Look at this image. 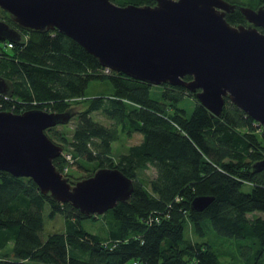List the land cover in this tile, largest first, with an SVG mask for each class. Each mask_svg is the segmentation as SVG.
<instances>
[{"label":"trees","instance_id":"trees-1","mask_svg":"<svg viewBox=\"0 0 264 264\" xmlns=\"http://www.w3.org/2000/svg\"><path fill=\"white\" fill-rule=\"evenodd\" d=\"M225 1L235 6L226 22L247 26L238 7H252L243 0ZM111 2L155 6V0ZM257 2L264 5V0ZM0 12V20L21 35L17 44L0 45V77L9 85L0 95V111L69 113L71 120L72 106L81 104L71 132L69 121L45 131L62 148L53 165L71 185L110 168L134 186L128 202L86 217L41 194L32 180L0 171V264H223L209 243L193 239L209 230L234 241L221 251L231 263L264 264V218L256 215L264 214V173L252 170L264 159L261 126L226 98L218 118L184 88L103 74L98 61L71 39L56 32L21 31ZM95 81L107 82L112 92L87 96ZM185 98L195 102L190 115L180 106ZM134 134L140 142L114 161L112 145ZM75 166L85 173L77 181L63 174ZM196 197L212 202L197 213L190 208ZM45 220H62L64 228L44 238ZM83 221H89V228L99 224L98 232L87 230Z\"/></svg>","mask_w":264,"mask_h":264},{"label":"water","instance_id":"water-1","mask_svg":"<svg viewBox=\"0 0 264 264\" xmlns=\"http://www.w3.org/2000/svg\"><path fill=\"white\" fill-rule=\"evenodd\" d=\"M238 9L247 26L226 22L235 6L225 0H155L153 7L111 0H0V10L21 31L59 33L104 69L150 86L184 88L218 118L226 98L264 129V5ZM20 40L19 31L0 20V44ZM8 88L0 77V95ZM70 118L69 113L0 111V171L32 180L41 194L86 217L102 216L128 202L134 186L110 168L73 185L63 178L53 165L62 148L45 131ZM252 170L264 173V159ZM211 202L196 197L190 208L199 213Z\"/></svg>","mask_w":264,"mask_h":264},{"label":"rangeland","instance_id":"rangeland-1","mask_svg":"<svg viewBox=\"0 0 264 264\" xmlns=\"http://www.w3.org/2000/svg\"><path fill=\"white\" fill-rule=\"evenodd\" d=\"M243 3L251 6L252 8L258 7L257 0H251V1L250 0H243ZM3 17H4L3 13L0 12V18H3ZM102 73L106 74L104 69H103ZM111 92H112V88L107 82L95 81V82L89 83L88 88L86 90V95L92 97L95 95H108ZM194 105H195V102L191 98H185L180 103V106L185 108L188 115H190L192 113V111L194 109ZM72 110H73L72 114H74L75 117H73L67 123V128H68L69 132H71L73 130V128L76 124V115L78 114V112L83 110V106L81 104L73 105ZM93 117L99 123H102L105 125L108 124L107 120L104 117H102L100 114H93ZM58 129L60 130L61 128H58ZM140 140H141V136L139 134H134L133 137H131L130 139L125 137V136H121L120 141L117 143H114L112 145V154L111 155L113 156L114 161H116L118 159L119 155L125 153L126 149L129 146L139 143ZM75 169H77L78 172ZM75 169L72 168L69 171L63 170V174L67 175V173L68 174L70 173V175H72L71 177L75 178V181H77L78 179L85 176V173H82V171L80 169L76 168V166H75ZM146 174H147L148 178H152L154 176V171L149 170L148 172H146ZM66 177L68 178V175ZM256 215L264 218V214H262V213H259ZM249 217H251V216H249ZM88 222L89 221H83L82 222L83 227H85L87 230H89L91 232H94V233L98 232L99 224H96V227L89 228ZM63 228H64V226H63L62 220H57L56 222H51V221L45 220L42 236L45 238L48 234H50L54 231H62ZM191 235H192L191 232H188V233L186 232L185 237L186 238H187V236L191 237ZM193 239L196 241H199V242L204 241V242L209 243L214 248L217 255L219 256V261L222 262L223 264H233V263H231L229 257L223 258L221 256V251H225V247L227 245V242H229V241L234 242L233 240L222 237V236L216 234L214 231H210V230L205 232L204 237L200 238L198 236H194ZM234 254L237 257L236 253H234Z\"/></svg>","mask_w":264,"mask_h":264},{"label":"built area","instance_id":"built-area-1","mask_svg":"<svg viewBox=\"0 0 264 264\" xmlns=\"http://www.w3.org/2000/svg\"><path fill=\"white\" fill-rule=\"evenodd\" d=\"M11 47V45H9V48ZM104 69V68H103ZM104 71H105V73L106 74H109V73H111V71L110 70H108V69H104ZM67 159L68 160H70V157L69 156H67Z\"/></svg>","mask_w":264,"mask_h":264},{"label":"clouds","instance_id":"clouds-1","mask_svg":"<svg viewBox=\"0 0 264 264\" xmlns=\"http://www.w3.org/2000/svg\"><path fill=\"white\" fill-rule=\"evenodd\" d=\"M9 44H11V43H9Z\"/></svg>","mask_w":264,"mask_h":264},{"label":"flooded vegetation","instance_id":"flooded-vegetation-1","mask_svg":"<svg viewBox=\"0 0 264 264\" xmlns=\"http://www.w3.org/2000/svg\"><path fill=\"white\" fill-rule=\"evenodd\" d=\"M0 45H2V44H0Z\"/></svg>","mask_w":264,"mask_h":264}]
</instances>
